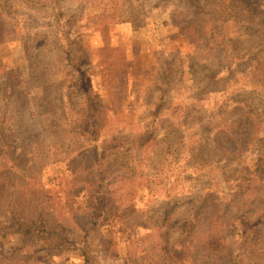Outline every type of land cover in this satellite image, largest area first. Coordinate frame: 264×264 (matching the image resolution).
<instances>
[{
  "label": "rangeland",
  "instance_id": "374dc122",
  "mask_svg": "<svg viewBox=\"0 0 264 264\" xmlns=\"http://www.w3.org/2000/svg\"><path fill=\"white\" fill-rule=\"evenodd\" d=\"M36 1L0 0V225L75 245L0 264H264V0Z\"/></svg>",
  "mask_w": 264,
  "mask_h": 264
},
{
  "label": "trees",
  "instance_id": "16d2710c",
  "mask_svg": "<svg viewBox=\"0 0 264 264\" xmlns=\"http://www.w3.org/2000/svg\"><path fill=\"white\" fill-rule=\"evenodd\" d=\"M7 1V0H5ZM24 4L26 5H34L38 3L39 1L36 0H22ZM53 2L54 7H57L56 0H50ZM244 1V0H243ZM245 3H249V0H245ZM253 6V5H251ZM240 7L237 5L235 7L238 9ZM3 35V25H0V41ZM26 40V39H24ZM28 44V43H26ZM32 46V45H31ZM245 133L242 134L241 139L243 141L245 140ZM107 179V176L105 172L101 171L99 173L98 178L96 179L99 183L97 184V188L94 192V194L89 198V205L87 208H91L90 213H88L89 219H93L100 213L103 208L107 207L108 199H107V192L104 188V183ZM39 209H41V205L43 203V200L40 199V201L35 202ZM12 204V203H11ZM105 206H102L104 205ZM13 210L11 209L12 213V223L8 225H0V238L5 237L9 234H21V235H29L31 238H41L43 240H51L54 244L58 245L59 249H62L66 246L75 245L71 242L70 237L67 235L62 234V228L59 225L58 227L51 225L48 222H43L42 218L38 215L32 214L31 216L28 213L21 214L16 210L17 203L14 200ZM1 224V223H0ZM80 243L79 248L81 249V252L83 254V261L82 262H91L92 261V253L94 250L90 247V237L89 233L87 236L80 235L79 236ZM92 242V241H91Z\"/></svg>",
  "mask_w": 264,
  "mask_h": 264
}]
</instances>
